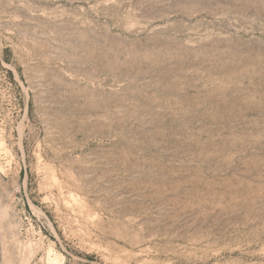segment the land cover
Segmentation results:
<instances>
[{"label":"rangeland","instance_id":"obj_1","mask_svg":"<svg viewBox=\"0 0 264 264\" xmlns=\"http://www.w3.org/2000/svg\"><path fill=\"white\" fill-rule=\"evenodd\" d=\"M0 264H264V0H0Z\"/></svg>","mask_w":264,"mask_h":264}]
</instances>
